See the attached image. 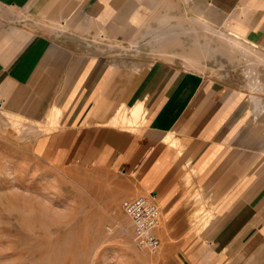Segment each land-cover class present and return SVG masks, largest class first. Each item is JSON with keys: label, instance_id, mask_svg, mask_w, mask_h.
<instances>
[{"label": "crops", "instance_id": "0c3cea01", "mask_svg": "<svg viewBox=\"0 0 264 264\" xmlns=\"http://www.w3.org/2000/svg\"><path fill=\"white\" fill-rule=\"evenodd\" d=\"M196 2L264 51V0ZM156 6L177 9L173 0H0V109L57 124L35 138L42 161L112 172L128 182L126 199L153 195L161 264H264V124L243 88L166 63L125 66L83 43L99 33L131 41ZM136 108L135 132L112 125L121 110H131L122 122L135 120ZM199 215L205 224L193 222Z\"/></svg>", "mask_w": 264, "mask_h": 264}, {"label": "rangeland", "instance_id": "374dc122", "mask_svg": "<svg viewBox=\"0 0 264 264\" xmlns=\"http://www.w3.org/2000/svg\"><path fill=\"white\" fill-rule=\"evenodd\" d=\"M173 1L177 9L153 8L131 41L99 33L83 37V43L96 44L125 66L166 63L234 83L264 124V51L245 44L248 39L228 27L221 15L198 10L196 0ZM130 113L121 110L112 125L135 132L144 120L141 114L134 125L123 123ZM56 126L0 109V264H161L160 253L134 244L121 207L128 198L121 194L127 181L91 166H54L34 154L39 131ZM195 209L204 211L200 205ZM206 220L199 215L193 222L203 225Z\"/></svg>", "mask_w": 264, "mask_h": 264}, {"label": "built area", "instance_id": "2783aa9c", "mask_svg": "<svg viewBox=\"0 0 264 264\" xmlns=\"http://www.w3.org/2000/svg\"><path fill=\"white\" fill-rule=\"evenodd\" d=\"M121 207L130 220L134 244L153 255L159 254L162 244L158 232L163 219L154 196L140 195L125 199Z\"/></svg>", "mask_w": 264, "mask_h": 264}, {"label": "bare ground", "instance_id": "6f19581e", "mask_svg": "<svg viewBox=\"0 0 264 264\" xmlns=\"http://www.w3.org/2000/svg\"><path fill=\"white\" fill-rule=\"evenodd\" d=\"M233 36H235V38H239V36L238 35H233ZM241 38V37H240ZM237 40V39H236ZM240 40H243V39H240ZM244 42H245V44H250V45H252V46H254V47H256L257 48V45L256 44H253L252 42H250L249 40H244ZM242 43V42H241ZM245 44H243V45H245ZM141 107V106H140ZM140 108H136V109H133V111H132V116H133V118L135 119V120H137V119H139L140 118ZM128 118V117H127ZM128 119H126V118H124L123 119V123H125V124H127V123H130L131 124V126L132 125H134V124H132L133 122H135V120H133V121H130L129 122V120H132V119H130L129 118V120L127 121ZM137 122V121H136ZM136 128V127H135ZM86 249V248H85Z\"/></svg>", "mask_w": 264, "mask_h": 264}]
</instances>
